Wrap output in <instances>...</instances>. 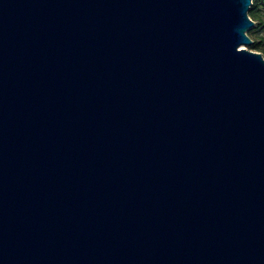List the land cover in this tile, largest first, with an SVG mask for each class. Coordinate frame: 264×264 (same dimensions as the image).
<instances>
[{"label": "water", "instance_id": "95a60500", "mask_svg": "<svg viewBox=\"0 0 264 264\" xmlns=\"http://www.w3.org/2000/svg\"><path fill=\"white\" fill-rule=\"evenodd\" d=\"M252 5L0 0V264H264Z\"/></svg>", "mask_w": 264, "mask_h": 264}, {"label": "rangeland", "instance_id": "374dc122", "mask_svg": "<svg viewBox=\"0 0 264 264\" xmlns=\"http://www.w3.org/2000/svg\"><path fill=\"white\" fill-rule=\"evenodd\" d=\"M253 3L258 4V16L254 18L251 15V18L254 20V25L249 29L248 34L258 46L255 47L253 43L252 45H248L247 48L258 51L264 56V0H253Z\"/></svg>", "mask_w": 264, "mask_h": 264}, {"label": "trees", "instance_id": "16d2710c", "mask_svg": "<svg viewBox=\"0 0 264 264\" xmlns=\"http://www.w3.org/2000/svg\"><path fill=\"white\" fill-rule=\"evenodd\" d=\"M257 10H258V4L253 3L251 11H250V16L252 15V17L256 18L258 16ZM254 46L257 47L258 45L256 43H254Z\"/></svg>", "mask_w": 264, "mask_h": 264}, {"label": "bare ground", "instance_id": "6f19581e", "mask_svg": "<svg viewBox=\"0 0 264 264\" xmlns=\"http://www.w3.org/2000/svg\"><path fill=\"white\" fill-rule=\"evenodd\" d=\"M239 49H242V48H239Z\"/></svg>", "mask_w": 264, "mask_h": 264}]
</instances>
